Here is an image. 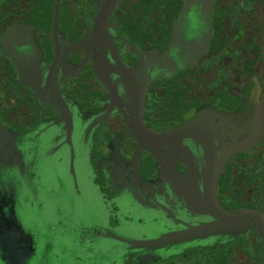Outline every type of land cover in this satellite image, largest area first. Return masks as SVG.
Segmentation results:
<instances>
[{
    "label": "flooded vegetation",
    "instance_id": "1",
    "mask_svg": "<svg viewBox=\"0 0 264 264\" xmlns=\"http://www.w3.org/2000/svg\"><path fill=\"white\" fill-rule=\"evenodd\" d=\"M105 3L0 0V125L35 145L0 143V179L32 152L52 160L49 142L67 146L74 192V141L90 169L73 219L58 207L44 219L31 188L35 236L17 181L0 188V264H264V0H116L102 38ZM197 48L196 66L160 74ZM210 144L217 203L249 216L230 233L170 238L214 220Z\"/></svg>",
    "mask_w": 264,
    "mask_h": 264
},
{
    "label": "rangeland",
    "instance_id": "2",
    "mask_svg": "<svg viewBox=\"0 0 264 264\" xmlns=\"http://www.w3.org/2000/svg\"><path fill=\"white\" fill-rule=\"evenodd\" d=\"M205 43H206L205 40L202 41L201 46H203ZM179 47L181 48L180 45ZM203 48H205V46H203L202 49ZM181 52L183 51L179 52V56L176 58L177 60L173 61V63L167 69H165L162 73H160L161 75L172 76L179 69H183L184 71L186 68H189L191 63L193 64V66H196L198 64L196 60L200 59V54H201L200 49L197 48L195 51L192 52L190 51V49H188L187 54L186 53L181 54ZM200 65H203V63ZM201 71L202 70L200 69L199 75L201 74L200 73ZM209 83L211 85L213 84L211 81ZM191 116L195 120L202 118V117L200 118V116L198 118L196 116L194 117V114H192ZM28 135L29 134L23 135L21 138H19L18 141L15 142L13 146L17 148H22L24 150L32 151L35 145L33 146V144L30 141L31 140L30 135L29 136ZM49 145L51 147L52 160H43L42 158H39L32 152L28 155L26 161L23 162V165L21 166V169L17 172V174L14 171L10 170V173H8L6 179L4 177H2L3 178L2 180L0 179V188L3 190L9 187L10 182H13L15 180L17 181L18 185H15V188L13 189L14 191H16V194L18 196L17 204L19 207L21 206L20 208L22 210L24 209L26 210V208L29 210V211L26 210L27 214L29 215L24 214L25 218L23 221V226L25 229H27V231L29 230V232H32L34 236L37 234L34 225V217H33L34 214L32 213V210L28 205L30 203L29 199L31 198L34 191L33 189L38 190L37 192L39 193V196L44 204V206L42 207L43 211L45 212L43 216L44 219H48L49 216L52 219V214L49 212L50 209H52L53 207L56 208L58 207L60 210H62L65 213V216L68 217V219H73L75 218L74 215L75 212L73 211L74 208H77L78 206L87 203L86 196L84 197L82 195L85 191L83 177L86 174V172H90V169L87 163L85 162V160L82 159V154L79 148L78 140L76 141V143L74 141V147H73L75 154L73 167L79 184L78 189L79 187L81 188L80 191L78 190L77 192L73 191V179L71 177L69 165H68L67 146H64L63 143L57 146L58 143L56 142H55V146L52 142H49ZM56 156H60L59 162H56L55 159ZM3 161H5V158ZM54 162H56V164ZM3 168L4 166L0 164V172L2 171V173L5 171V169ZM29 171L34 172L35 174L34 178L28 176ZM49 189H51L50 192H48ZM26 190L30 194H27V196H23V194H26L25 193ZM24 197L26 198L24 199ZM24 204L26 205L25 208L23 207ZM64 229L65 228L63 229L61 228L60 230H64Z\"/></svg>",
    "mask_w": 264,
    "mask_h": 264
},
{
    "label": "water",
    "instance_id": "3",
    "mask_svg": "<svg viewBox=\"0 0 264 264\" xmlns=\"http://www.w3.org/2000/svg\"><path fill=\"white\" fill-rule=\"evenodd\" d=\"M116 0H106L105 5L103 6L102 10L100 11L98 17L95 21V31L98 33L99 36L102 38L105 37V27L104 22L107 14L110 13L111 9L114 6ZM258 112L262 118V124L264 125V104L263 106H258ZM70 133L71 130H67L66 133V141L69 145L70 155L72 159L73 155V148L70 142ZM151 134L153 136H159L160 132L152 131ZM13 136H10L8 132L0 125V143L1 145H5L7 150L13 149L12 143ZM205 155L207 158L206 162V170L203 178V187H204V196L206 199V207L209 211L210 215L214 217V220L199 225V226H191L186 231L178 234H172L169 237L174 238L177 236H187L192 237L197 234H212V233H230L236 229H238L241 224L245 221L246 217L249 216L248 212L246 211H238L234 212H227L224 210L216 201L215 199V185H216V178L218 174L217 164L215 163V156L213 151L212 144L205 146ZM72 166V164H70ZM159 241V240H157ZM156 241H153V243ZM137 245H142V242L136 243Z\"/></svg>",
    "mask_w": 264,
    "mask_h": 264
}]
</instances>
